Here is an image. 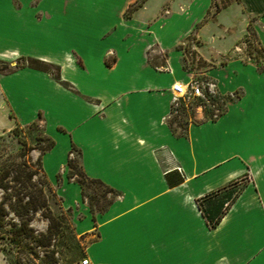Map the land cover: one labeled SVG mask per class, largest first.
<instances>
[{"label":"crops","instance_id":"crops-1","mask_svg":"<svg viewBox=\"0 0 264 264\" xmlns=\"http://www.w3.org/2000/svg\"><path fill=\"white\" fill-rule=\"evenodd\" d=\"M132 2L0 0V63L12 66L0 71V135L40 119L52 140L40 165L50 183L59 177L75 234L89 237L87 264H264V61L258 70L240 46L252 18L264 54V0H232L198 30V55L218 66L197 74L240 94L181 134L167 124L171 85L189 80L180 43L210 0H145L126 14ZM23 59L57 67L58 79L15 66ZM72 147L115 194L101 212L66 178ZM236 179L244 185L208 228L195 199Z\"/></svg>","mask_w":264,"mask_h":264},{"label":"rangeland","instance_id":"rangeland-1","mask_svg":"<svg viewBox=\"0 0 264 264\" xmlns=\"http://www.w3.org/2000/svg\"><path fill=\"white\" fill-rule=\"evenodd\" d=\"M138 1L134 0L127 10ZM230 1L232 0H210L205 20L195 25L186 38L188 40L180 43L181 68L188 74L189 79L199 85L202 96L196 98L178 96L173 100L167 124L174 133H183L188 121L213 119L224 110L227 102L240 94L239 90L221 94L209 77L197 74L218 66V62L202 59L198 55L196 47L203 46L205 37L198 34V30L206 20L212 19ZM182 7L183 5H180L179 9ZM216 8L218 10L214 13ZM248 22L249 30L240 40V46L243 47L242 59H249L261 66L264 54L252 28L253 19L249 18ZM222 62L223 60L219 61ZM20 63L22 62H17ZM50 71L54 72L52 69ZM45 143L40 119L33 124L15 125L11 130L2 133L0 139V164L10 170L4 180L6 187L0 189V205L3 209L0 222V253L7 264H70L84 258L83 246L89 237L79 238L75 234L76 215L73 212L74 208H66L59 197L56 186L60 183L59 177L57 176L54 185L48 181L41 168L40 154ZM71 158L72 178L78 179L80 163L76 149L72 150ZM67 171L68 167L66 178ZM72 178L67 180L70 181ZM112 197L114 194L98 183H83L82 203L92 212L97 211L99 205ZM21 223L28 227L33 236L45 234L40 240H46L48 237L47 243L41 245L25 234L17 235L16 228Z\"/></svg>","mask_w":264,"mask_h":264},{"label":"trees","instance_id":"trees-1","mask_svg":"<svg viewBox=\"0 0 264 264\" xmlns=\"http://www.w3.org/2000/svg\"><path fill=\"white\" fill-rule=\"evenodd\" d=\"M143 1L144 0H139L137 3H135L129 10H126V14L131 13L133 10H135L137 7H139L143 3ZM208 9H209V7H208ZM208 9L206 10V14L208 13ZM217 10L218 9L216 8V10H214V13L217 12ZM206 14H205V16H206ZM205 16H204L203 20H205ZM249 27L250 26L248 23L247 30H249ZM17 62L18 61H16L15 66L28 65L30 67L49 71L51 76L54 79H58L57 67L39 62V61L34 60V59H26V60L23 59L21 61L22 63H20V64H17ZM0 64H1L0 71L10 70L7 63L1 62ZM256 68L258 70H260L261 66L256 65ZM50 69L54 70V72H51ZM33 123H35V121L30 122V124H33ZM184 129H185V127H184ZM1 137H2V134L0 135V139H1ZM45 141H46V143H45L44 148L42 149L41 153L46 151L47 149H49L52 146V140L50 138H48L47 136H45ZM73 149L74 148L72 147V149L70 151V156L68 157V159L66 161V166L69 169V171H67V178L68 179L72 178V175H73L71 172V170H72V166H71L72 165V158H71V156H72V150ZM79 168H80L79 178L78 179L72 178V181H74L78 184V186L80 188V194L82 197H83V183L84 182L98 183V184L102 185L108 192L114 194V192L111 188H109L108 186L103 184L98 179L87 177L82 172L81 167H79ZM9 171L10 170L8 168H6L4 165L0 164V189H3L6 187V182L4 180L8 176ZM20 185H22V184H20ZM243 185H244V181L241 179L232 180V181H230V182H228V183H226L220 187H217L213 190H210V191L204 193L202 196L195 199V204H196V206H197V208H198V210H199V212H200V214L204 220L205 225L208 228H213L216 226V224L219 222L222 215L226 212V210L228 209V207L230 206V204L232 203V201L234 200V198L236 197L237 193L239 192V190L241 189V187ZM233 188H235V189H233ZM112 198L108 199L104 204L99 205L97 208V211L98 212L103 211ZM2 215H3V209L0 205V222H1ZM15 233L17 235L25 234V235H27L28 238L34 239L37 243H39L41 245H45L47 243V240H48V237L46 240H43V241L40 240L41 238L45 237V234H37V236H33V234L30 232V230L28 229V227L24 223H21L20 226L16 228Z\"/></svg>","mask_w":264,"mask_h":264},{"label":"built area","instance_id":"built-area-1","mask_svg":"<svg viewBox=\"0 0 264 264\" xmlns=\"http://www.w3.org/2000/svg\"><path fill=\"white\" fill-rule=\"evenodd\" d=\"M171 90L174 92L176 96L183 97V96H191V97H200L202 96L201 90L199 85L189 79L187 83H181V82H174L171 85ZM81 264H87V261L85 258L80 260Z\"/></svg>","mask_w":264,"mask_h":264}]
</instances>
